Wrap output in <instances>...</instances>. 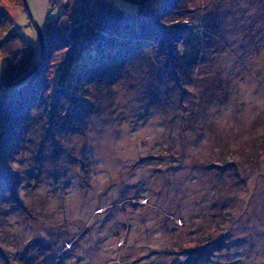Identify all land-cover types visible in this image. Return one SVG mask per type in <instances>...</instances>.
I'll use <instances>...</instances> for the list:
<instances>
[{
  "label": "rangeland",
  "instance_id": "1",
  "mask_svg": "<svg viewBox=\"0 0 264 264\" xmlns=\"http://www.w3.org/2000/svg\"><path fill=\"white\" fill-rule=\"evenodd\" d=\"M56 2L28 0L44 35L86 10ZM183 2L180 85L147 42L118 62L57 52L46 107L14 132V189L0 178V264H264V0ZM0 11L2 53L18 31L40 57L24 0Z\"/></svg>",
  "mask_w": 264,
  "mask_h": 264
},
{
  "label": "trees",
  "instance_id": "2",
  "mask_svg": "<svg viewBox=\"0 0 264 264\" xmlns=\"http://www.w3.org/2000/svg\"><path fill=\"white\" fill-rule=\"evenodd\" d=\"M56 4V0H52L53 7ZM101 4L109 7L101 8ZM147 5H150V2ZM84 7L86 10L74 16L65 9L57 17L50 19L45 35L44 58L39 69L23 82L3 87L0 91V178L2 175L12 189L15 187V180L11 177V163L7 161L13 147L14 132L24 120H30L35 110L40 111L46 107L52 82L54 78L57 80V52L67 50L69 53H79V57L88 60L101 58L100 62H118L142 53V46L147 42L153 45L155 58L169 55L167 65H174L175 71L172 79L180 85L182 72L178 70L179 47L185 45L187 51L191 49V32L175 28L176 24L186 21L189 13L184 8L183 0H163L160 9L148 7L146 12L137 14L125 13L106 0H85ZM1 14L3 13L0 11ZM90 21L93 23L91 29L88 23ZM9 25L8 20L0 19V27L7 28ZM14 36L19 38L23 45L11 54V57L2 53L6 40L0 41V56L6 59L2 74L3 84L12 83L29 73L40 60V57L35 58L34 44L18 31ZM117 43L120 49L110 50L112 46H117ZM79 57L75 59L80 60ZM59 90L61 91L60 88Z\"/></svg>",
  "mask_w": 264,
  "mask_h": 264
},
{
  "label": "water",
  "instance_id": "3",
  "mask_svg": "<svg viewBox=\"0 0 264 264\" xmlns=\"http://www.w3.org/2000/svg\"><path fill=\"white\" fill-rule=\"evenodd\" d=\"M126 1L133 3V4L142 5V4L150 2L151 0H126ZM24 3H25V7L29 13V16L31 18L32 24H33V26H34L37 34H38V37H39L40 46H41L40 60L38 61V64L29 73L25 74L21 78L15 80L9 84H3L2 83L0 85V91L2 90L3 87H10V86L17 85V84L23 82L24 80H26L27 78H29L30 76H32L39 69L40 64L44 58V53H45V35H44V32L42 30V27L38 23V21L33 17L32 12H31L30 7H29V4H28V0H24Z\"/></svg>",
  "mask_w": 264,
  "mask_h": 264
}]
</instances>
